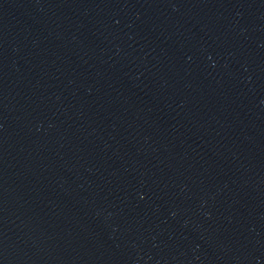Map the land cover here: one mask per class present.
I'll return each mask as SVG.
<instances>
[{"label":"water","instance_id":"obj_1","mask_svg":"<svg viewBox=\"0 0 264 264\" xmlns=\"http://www.w3.org/2000/svg\"><path fill=\"white\" fill-rule=\"evenodd\" d=\"M0 264H264V0H0Z\"/></svg>","mask_w":264,"mask_h":264}]
</instances>
